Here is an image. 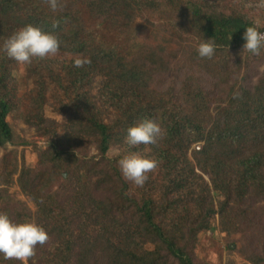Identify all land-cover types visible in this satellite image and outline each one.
<instances>
[{"label":"trees","instance_id":"1","mask_svg":"<svg viewBox=\"0 0 264 264\" xmlns=\"http://www.w3.org/2000/svg\"><path fill=\"white\" fill-rule=\"evenodd\" d=\"M251 2L60 0L53 11L45 0H0V212L49 235L27 264H208L199 235L221 228L231 252L264 264L252 221L264 220V49L242 52L235 29L264 32ZM137 18L152 27L147 38H109ZM27 24L56 35L60 53L7 57L5 39ZM208 39L210 59L197 52ZM77 54L91 64L75 67ZM145 120L161 128L157 145H129L128 129ZM30 144L33 166L18 149ZM131 153L158 162L143 187L120 171Z\"/></svg>","mask_w":264,"mask_h":264},{"label":"clouds","instance_id":"2","mask_svg":"<svg viewBox=\"0 0 264 264\" xmlns=\"http://www.w3.org/2000/svg\"><path fill=\"white\" fill-rule=\"evenodd\" d=\"M45 2L53 11L62 10L64 6L60 0H45ZM256 7L264 8V0H258ZM242 39L244 41L242 52L260 55L261 49H264V32L259 31L256 26L247 27ZM215 48L216 45L211 39L202 40L197 45V52L200 57L210 59L214 55ZM60 49L61 41L56 35L32 24L19 28L5 39L2 46L7 57L20 64L31 63L34 57L40 59L55 57L60 53ZM72 59L77 68L91 64V59L82 54H77ZM160 137V126L152 120H145L128 129L126 142L132 146L157 145ZM118 165L123 178L137 187H143L149 179L148 174L158 168L155 159L146 158L139 153L124 155L119 159ZM48 241L47 231L34 219L14 221L6 212H0V255L5 260H16L21 264H27L35 255L37 245L43 246Z\"/></svg>","mask_w":264,"mask_h":264},{"label":"rangeland","instance_id":"3","mask_svg":"<svg viewBox=\"0 0 264 264\" xmlns=\"http://www.w3.org/2000/svg\"><path fill=\"white\" fill-rule=\"evenodd\" d=\"M258 0H252L251 6L257 5ZM255 11H252L254 14H256V19L259 20V14L264 13V8H258ZM89 19V17H88ZM235 29L237 32H243L244 28L241 25H235ZM152 31V27L148 26L145 24L141 19L137 18L135 21L131 22L126 28L125 31L119 35H115V32H111L109 34V38L112 40L117 39L119 44H124L128 39L131 38V36H138V38H147ZM24 71V67H22V72ZM22 93V92H21ZM47 115L50 117L56 116L53 112L52 107L48 106L47 107ZM57 119L60 121H64L62 116H57ZM13 122V119H11ZM14 127L15 130L20 133L23 137H25L27 140L32 141L36 140L35 136V131L31 129L29 126L25 125L22 120L14 122ZM37 144L40 146L45 145V141L38 139ZM15 146L9 145V149H14ZM33 145L30 144L27 147H22L20 146L18 149L21 151H24L26 155V160L29 165H35L36 163V156L33 153ZM92 153L95 152L94 148H91ZM4 150H1L0 156L3 154ZM14 191L18 193L21 198L27 199L26 197L23 196V194L20 192L17 186L13 187ZM33 206V204L31 203ZM252 221L257 222V226L254 229L258 231L259 234L260 230L263 229L264 232V220L261 222L258 221L256 217L252 219ZM240 234H235L233 235L231 240H239ZM241 248V246H238V248ZM151 248V246H150ZM196 254L197 257L199 258L200 261H203L204 263L208 264H250L248 260L242 255L239 254V252L234 251L231 252L228 249V238L226 231H224L222 228L221 229H214L211 232H202L199 235V242L197 243L196 246Z\"/></svg>","mask_w":264,"mask_h":264}]
</instances>
